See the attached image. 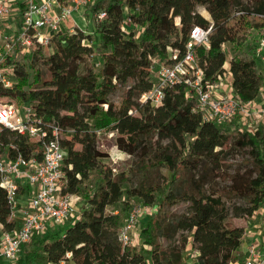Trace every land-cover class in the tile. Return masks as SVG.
Wrapping results in <instances>:
<instances>
[{"label": "trees", "instance_id": "trees-1", "mask_svg": "<svg viewBox=\"0 0 264 264\" xmlns=\"http://www.w3.org/2000/svg\"><path fill=\"white\" fill-rule=\"evenodd\" d=\"M86 11L92 31L58 33L31 55L17 53L3 63L14 77L11 88L0 87V99L27 105L67 132L61 189L80 196L83 206L70 225L34 236L16 262L0 264H184L189 247L197 252L196 264H244L238 252L245 230L264 204V124L230 130L206 122L184 84L166 89L157 106L139 99L153 86V61L170 65L174 51L182 57L199 26L212 27L208 45L195 47L203 81L227 75L235 96L254 102L264 92L254 38L264 29V0H93ZM121 87L123 98L113 103L110 95ZM108 131L115 133L116 149L135 159L129 170L115 174L105 164L111 153L97 142ZM37 149L0 129V159L39 156ZM237 154L240 161L229 172L226 161ZM133 200L156 205L140 232L149 249L123 248L118 241ZM233 200L243 205L229 208ZM116 205L119 210H109ZM10 215L0 187V235L15 228Z\"/></svg>", "mask_w": 264, "mask_h": 264}, {"label": "built area", "instance_id": "built-area-1", "mask_svg": "<svg viewBox=\"0 0 264 264\" xmlns=\"http://www.w3.org/2000/svg\"><path fill=\"white\" fill-rule=\"evenodd\" d=\"M92 3L93 0H0V23L15 11L19 17V26L14 34H8L0 28V87L11 88L13 85L12 68L3 66L7 57L16 56L17 53L29 56L36 47L47 46L54 35L74 32L77 27H67L68 21L74 13L87 10ZM104 18L105 13L98 14L99 20ZM127 22L123 30L128 27ZM211 30L212 27H193L185 53L177 59L178 51H174V61L170 65L153 61L150 69L153 86L141 95L139 102L157 106L161 104L166 89L184 84L191 92L194 91L195 110L206 122L227 125L235 120L246 122L251 119L263 125L264 99L243 103L235 96L227 75L219 77L213 84L203 81L195 58V47L208 45ZM257 53L264 61V35L258 41ZM249 127L246 129L259 128ZM1 128L24 137L40 150L39 156L33 153L26 158L18 153L13 159H0V187L7 193L11 207L10 219L16 225L14 229L3 231L0 235V261L14 263L19 259L23 245L34 236L80 218L82 207L78 209L77 203L83 204V200L61 189L66 156L62 141L67 134L61 126L53 121H43L27 105L0 104ZM240 128L245 129L243 126ZM110 135L115 136V133ZM113 149L108 158L110 160L119 158V151L115 146ZM22 196L26 201L24 206L19 201ZM152 210V207L143 203L130 204L118 232V241L123 248L137 245L135 229L145 215L153 213ZM17 216L21 217L19 224ZM245 236H249L247 232ZM258 241L250 242L245 247L244 264H264V252L260 247L262 242Z\"/></svg>", "mask_w": 264, "mask_h": 264}, {"label": "rangeland", "instance_id": "rangeland-1", "mask_svg": "<svg viewBox=\"0 0 264 264\" xmlns=\"http://www.w3.org/2000/svg\"><path fill=\"white\" fill-rule=\"evenodd\" d=\"M198 11L201 14H203V15H207L203 7L198 8ZM72 18L83 29L84 32H87V31L89 32V31L93 30V26L95 24H94V20L92 19V17L90 15L85 14V16L82 17L81 14L77 12V13H74L72 15ZM262 19H264V18H262ZM253 21L254 22L260 21V17L253 18ZM176 22H178V20ZM18 26H19V17L16 15V11L13 12L10 17L4 19L2 23H0L1 30H6V32L8 34H11V35L16 32V30L18 29ZM87 28H89V29H87ZM124 29H125V32L129 31V28L124 27ZM260 34H264V29H262L259 33H255L254 34V36H255L254 38L257 39V42L261 38ZM229 48H230V46L227 45L226 46V50H227V52L229 53V56H230L231 55V52H230L231 49H229ZM259 58H260L259 59V67H260V70L264 73V61L261 59V57H259ZM124 91H125V87L119 88L118 90H116L114 93H112L110 95V100L113 103H116V104L120 103L122 98H123ZM260 98L264 99V92L259 96V100H260ZM0 104H9V103L7 101H3V100L0 99ZM19 107H21V106H19ZM258 123L259 122L255 123L254 120H251V119L250 120H246V122L245 121L241 122L239 120H235V121L227 124L226 128H228L230 130H235L236 128H238L240 126H243L245 128L249 127V126L250 127L251 126L261 127L262 126L261 123H259V124ZM111 133H112L111 131L100 133L99 137H98V142H97V146H98L99 149H101L103 151H106V152H110V153H112V150H114L113 148H114V145H115L114 144L115 136H111L110 135ZM37 150H39V148ZM118 156H119V158L114 159V160H110V159H106L105 160V164H107L111 168L112 172L115 173V174L119 173L120 171L129 170L131 168L134 160H135V159H133L131 157H128L127 155H125L123 153H120V152H118ZM239 161H240L239 154H237L234 157H230L226 161L225 169H227V168L229 169L230 168L229 172H231V169L234 168L233 165L237 164ZM95 182H96V179L93 180V184L92 185L94 187H95V184H94ZM218 182H219V185L221 187H226L228 185V181L227 180H224V181L218 180ZM132 202L134 203L136 201L133 200ZM233 204H235V205H243V203L241 201L233 200L232 202H228L227 206L229 208H231L233 206ZM77 205L80 207L81 204L77 203ZM150 207L153 208L152 211L154 213L155 210H156V205H153V206H150ZM184 208H185V206L176 207V208H173L172 211L180 212ZM119 209H120V205H116L114 208H109V210H111V211L112 210H119ZM153 213H151V215H148V214L145 215V217L143 218V221H141L137 225V227L135 229V237H134L135 241H136V244H137L136 246H142L143 245L142 244V238L140 236V232H141L142 228L144 227L145 222L152 216ZM255 219H256L257 223H259V225L261 224V227H263V224H264V204L261 205L260 210L256 213L254 219L250 222V225H248V227L254 226V223H256ZM251 230H252V228H251ZM247 235H248V233H247ZM262 239H263L262 236L260 238H258L259 241H262ZM258 240H256V241H258ZM261 245L262 244H260V247H261ZM30 247H31V243H29L24 249H29ZM143 248L149 249L150 247H148L147 245H143ZM238 258L241 261V263H244V259L246 257H245V254L243 253V251L242 252L241 251L238 252ZM189 260L191 261V260H193V258H190ZM67 264H69V263H67Z\"/></svg>", "mask_w": 264, "mask_h": 264}, {"label": "crops", "instance_id": "crops-1", "mask_svg": "<svg viewBox=\"0 0 264 264\" xmlns=\"http://www.w3.org/2000/svg\"><path fill=\"white\" fill-rule=\"evenodd\" d=\"M88 11H79L78 13H80L81 14V16L82 17H84L85 16V14H88L89 15V12L87 13ZM71 25L73 26V27H77L78 29H80V30H82L83 31V29L75 22V20L73 19V18H71L69 21H68V25H67V27H71ZM87 29H89V28H87ZM226 68H228V64H226ZM263 96V95H262ZM257 100V102L258 101H260V100H262V98H260V100H259V97L256 99ZM20 204L22 205V206H24L25 204H26V201H25V198L22 196V197H20ZM83 206V204H81V206L80 207H82ZM78 205H77V208L79 209L80 208ZM259 216V215H258ZM20 219H21V217L20 216H17V224H19V222H20ZM255 221H256V219H255ZM263 221V220H262ZM73 221H67L65 224H64V226H63V228H65V227H67L68 225H70L71 223H72ZM249 225H250V222H249ZM251 228H252V230H251ZM262 227H261V224L259 225V223H257V221H256V223H254V226H251V227H247L246 228V230H245V232H247L248 233V235L249 236H245V240H244V242H243V245H242V247H241V252L242 251H244L245 250V247L250 243V242H255L256 240H258V238H260L261 236H262V241H260V242H262V245H261V248H262V250H263V252H264V233L262 232ZM261 235V236H260ZM246 241V242H245ZM196 256H197V252H195V251H193L192 249H191V247H189L188 248V251L186 252V254H185V261H184V264H196V261H195V258H196ZM190 258H193V260H189ZM70 264V263H69Z\"/></svg>", "mask_w": 264, "mask_h": 264}]
</instances>
